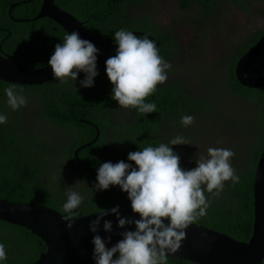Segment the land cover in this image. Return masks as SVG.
I'll return each mask as SVG.
<instances>
[{
  "label": "trees",
  "instance_id": "obj_1",
  "mask_svg": "<svg viewBox=\"0 0 264 264\" xmlns=\"http://www.w3.org/2000/svg\"><path fill=\"white\" fill-rule=\"evenodd\" d=\"M16 1L23 3V0ZM35 1L37 5L40 2ZM66 1L67 4L60 6L84 22L87 32L104 53H108L115 43L114 32L125 29L156 38L161 44L159 55L170 64L171 60L178 61L180 40H175L176 34L172 28L160 25L152 16L145 13L147 10L145 7L152 5L150 1L156 3V0ZM220 1L222 0H181L186 10L193 9V3L203 7L201 19L194 23L200 27L204 22L206 26L214 23L211 15L215 14L218 6L224 3L235 4L247 11L253 0H248L250 4H247L246 0H223L219 3ZM25 6L27 8L25 17L31 20L14 23L9 17V4L5 5L4 0L0 2V44L5 36H8L3 42L5 53L12 54L22 66L36 70L48 65L55 45L62 44L65 35L70 33L51 22L49 18L36 20L37 7H30L28 4ZM260 13L264 16L263 10ZM14 14L16 17L20 16L16 12ZM5 28L10 30L4 32ZM263 35L264 29H261L247 41L233 44L225 58L217 63L224 64L227 71L225 72L228 75L227 97L229 95L230 101L233 97L236 98L235 103L227 110L236 116L239 126L230 130L238 131L239 136L244 139L242 143L232 144L241 152V157L230 161L239 176V181L236 183L226 181L223 191L216 198L208 192L205 193L206 198L210 200V206L207 214L196 221L236 240L246 242L254 233V183L264 149V89H252L239 83L235 75V66L254 48ZM137 36L144 37L140 34ZM230 53L234 55L228 60L226 57ZM263 64L264 56L250 69L248 76H263L264 70L261 69ZM179 66V69L176 68L169 73L184 71L182 59ZM97 71L98 75L94 77L92 87L80 85V81L85 78L83 72L78 74L74 82L70 81L68 84H61L57 79L39 86L15 84L17 90L23 89L24 96L37 98L38 105H34L32 113H38V118H34V121L48 125L53 138L64 142L60 156H56L53 144L37 133L32 123H27L19 109L13 111L10 108L4 89L12 83L0 80V114H7V123L0 124V198L12 202L44 204L67 215L63 211V204L67 200L66 193L71 189L80 192L85 198L76 210L78 218L117 205L119 209L131 208L127 193L118 185L110 186L107 190H96L94 185L98 183L97 172L87 171L77 164L74 152L95 142L98 127L100 131L98 142L79 153L82 164L96 169L108 161L116 163L124 160L133 163L128 161L129 152L139 151L148 146L158 147L160 143H168L177 135L183 137L199 128L196 123L194 129L192 126L186 129L180 123L183 115H191L197 110L199 118L207 113L209 105L206 97L193 85V81L180 75L183 80L170 81L163 87L157 85L158 91L146 98V102H154L157 105L156 112L141 115L132 109L133 124L117 123L115 126L111 107L119 103L112 98L113 84L106 74L105 61L98 58ZM235 106H242L243 111H239ZM170 113L175 122L170 120L169 122L177 126L179 132L168 133L165 139H161L153 132L160 131L161 121ZM88 122L94 125H89ZM229 124L231 126L234 123L229 121ZM221 128L230 131V127L225 123ZM186 145L171 147L179 155L181 167L191 170L192 165H188L189 161L185 160V150L189 147ZM0 243L5 245L7 253V260L0 264H32L47 249L46 244L31 231L4 220H0ZM118 255L115 254L114 258ZM167 264L194 263L167 258Z\"/></svg>",
  "mask_w": 264,
  "mask_h": 264
},
{
  "label": "clouds",
  "instance_id": "obj_2",
  "mask_svg": "<svg viewBox=\"0 0 264 264\" xmlns=\"http://www.w3.org/2000/svg\"><path fill=\"white\" fill-rule=\"evenodd\" d=\"M114 41L118 45L116 54L105 61L106 74L113 84L112 98L118 101L120 107L135 109L141 115L156 112L157 105L146 102V98L158 91L157 85L167 81L168 70L172 67L170 62L159 55L156 42L148 35L140 38L131 31L120 29L114 32ZM98 51L92 42L81 39L78 31L74 30L65 35L62 44L55 45L48 64L54 78L61 84L74 82L83 72L85 78L80 85L92 87L94 77L98 75ZM73 87L77 92L74 83ZM4 91L7 104L13 111L27 105L28 98L22 94V88L17 90V86L12 84ZM194 122L192 115H183L180 120L184 127H190ZM5 123L7 114H0V124ZM180 144L192 143L177 135L158 147L148 146L129 152L128 161L135 162V166L124 160L116 163L108 161L99 166L98 183L94 188L107 190L118 185L127 193L132 211L140 218L121 217L119 205L97 212L96 218L89 222L93 233L98 232L101 219L110 212L116 214L118 227L134 224L135 230L121 232L122 239L110 248L107 244L111 235L107 238L94 235L95 264H167L168 254L177 252L186 239L185 230L207 214L210 200L206 198L205 191L219 196L226 181H239L230 162L235 156L233 150L209 147L207 158L197 159L195 168L185 170L180 165L179 155L171 147ZM66 196L63 211L67 215L62 218L69 222L67 227L72 228L78 219L76 210L85 198L71 189ZM103 228L111 233L112 222L105 220ZM117 253L119 255L114 258ZM6 260L5 245L0 243V262Z\"/></svg>",
  "mask_w": 264,
  "mask_h": 264
},
{
  "label": "water",
  "instance_id": "obj_3",
  "mask_svg": "<svg viewBox=\"0 0 264 264\" xmlns=\"http://www.w3.org/2000/svg\"><path fill=\"white\" fill-rule=\"evenodd\" d=\"M14 7V6H13ZM48 17L63 27L68 33L78 31L81 39L92 42L99 50L97 58L106 61L116 54L118 45L114 43L108 53H104L100 45L89 35L84 23L75 15L58 8L55 0H44L42 8L35 18ZM134 33V32H133ZM145 35L143 33H134ZM160 51V42L152 37ZM264 56V35L254 48L247 53L235 66V75L239 83L252 89H264V76L250 77L248 72ZM0 80L22 86H39L55 80L51 66L32 70L22 66L18 60L8 53L0 52ZM100 131L97 128L95 142L98 141ZM78 151H81L79 149ZM78 157V152L74 153ZM81 164V163H79ZM135 166V162L132 163ZM87 171H98L83 166ZM255 223L254 233L249 241H239L219 231L194 222L186 231V239L181 248L175 253H169L168 258L188 261L194 264H263L264 263V149L256 170L254 183ZM98 211L82 216L75 220L72 228H68V221L63 220L66 215L52 207L35 202H12L0 198V220L19 225L38 236L45 244L46 251L32 264H95L93 259V236L99 234L103 238L111 235L107 244L110 248L122 239L121 232L135 230V225L118 227L115 213H109L101 219L98 232L89 229V222L96 218ZM121 217L139 219V214L131 208L119 209ZM105 220L112 222V232L104 231ZM167 223V221H165Z\"/></svg>",
  "mask_w": 264,
  "mask_h": 264
},
{
  "label": "rangeland",
  "instance_id": "obj_4",
  "mask_svg": "<svg viewBox=\"0 0 264 264\" xmlns=\"http://www.w3.org/2000/svg\"><path fill=\"white\" fill-rule=\"evenodd\" d=\"M156 1V3L150 1L152 5L145 7L147 8L145 13L152 16L160 25L172 28L187 50V59L183 63L184 71H176L171 77L182 75L193 81V85L203 93L209 105L207 113L199 118L197 110L191 113L195 117V122L191 126L194 129L197 123L199 128L183 136L192 143L187 144L189 147L185 150V160L189 161L188 165L195 168L197 159L207 158L209 147L233 150L235 156L231 160L241 157V152L232 144L242 143L244 139L239 136L238 131H231L237 129L239 124L236 116L227 110L235 103L236 98L233 97L230 101L229 95L227 97L229 91L228 75L225 73L227 71L224 64L217 63L225 58L230 46L247 41L256 32L264 29V16L260 13L261 10L264 11V0H253L247 11L235 4L224 3L217 7L215 14L211 15L214 23L206 26L204 22L202 27L198 24L194 25L201 19L202 6L193 3V9L186 10L181 0ZM246 3L250 4L248 0ZM233 55L234 53H230L226 58L230 60ZM171 66V68H180L175 61L171 62ZM27 98V105L19 109L21 115L27 123L34 125L37 133L53 144L56 156H60L64 142L53 138L48 125L34 121V118H38V113H32V110L35 108L34 105H38V100L35 97ZM235 107L243 111L242 106ZM229 121L234 124L230 126ZM224 123L230 127V131L221 128ZM191 126L186 129H190Z\"/></svg>",
  "mask_w": 264,
  "mask_h": 264
},
{
  "label": "flooded vegetation",
  "instance_id": "obj_5",
  "mask_svg": "<svg viewBox=\"0 0 264 264\" xmlns=\"http://www.w3.org/2000/svg\"><path fill=\"white\" fill-rule=\"evenodd\" d=\"M2 0H0V2H1ZM5 1V5H8L9 4V10H8V12H9V17H10V19L12 20V22H14V23H23V22H25V20H31V18H27V17H25V16H27L26 15V9L27 8H25L26 6V4H28L30 7H37V9H38V14H39V12H40V10H41V8H42V5H43V2H44V0H40V2H39V4L37 5L36 4V1L35 0H23V3L22 2H17L16 0H14V1H11V0H4ZM68 2L66 1V0H55V4H56V6L58 7V8H60V9H62V10H64V11H68L67 9H65L64 7H62V6H60V4H67ZM13 5H15L14 7H12ZM25 6V7H24ZM4 10H5V8H3ZM17 9H19V10H17ZM14 12H16L17 14H20V16L19 17H16V15L14 14ZM37 14V15H38ZM51 22H54V21H52L51 20ZM56 25H58L56 22H54ZM84 23V22H83ZM84 26H85V24H84ZM63 28V27H62ZM54 29H56L55 27H54ZM4 30V32H7L8 30H10V29H3ZM8 38V36H5V38L3 39V41H2V43L0 44V49L2 50V52H4L5 53V51H4V46H3V42L6 40ZM174 38H175V40H179V38L177 39L175 36H174ZM186 52H187V50H186V46H185V44L183 43V41L182 40H180V49L178 50V54L180 55V57L178 58V61H177V64L179 65V63H180V60L182 59V61H183V63L185 62V60H186V56H187V54H186ZM183 53V55H181ZM173 60H171V62H172ZM174 69H176V68H171L170 70H168V71H175ZM261 69L262 70H264V64H263V67H261ZM183 80V79H181L180 77H175V76H172L171 77V74L168 72V79H167V81L164 83V84H162V85H159L160 87H163V86H165L166 85V83H168V82H170V81H178V80ZM185 81V80H184ZM133 112V110L131 109V108H129V109H125V108H123V107H120L119 106V104L118 105H116V106H112L111 107V114H112V116H113V120H114V122H115V126L117 125V123H119V124H124V123H126V124H133V122H132V113ZM167 120V121H166ZM169 120H170V122H175V119L172 117V115H171V113H170V115L168 116V117H166L165 119H163L162 121H161V126H162V128L160 129V131L159 132H153V133H156L157 135H155V136H159V138H161V139H165L166 138V134H168V133H178L179 132V129L177 128V126H175V125H172L170 122H169ZM89 123V125H94L92 122H88ZM126 126H128V125H126ZM98 128V127H97ZM163 130V131H162ZM112 133H114V130H112ZM98 142V141H97ZM96 142V143H97ZM92 144H93V142H92ZM109 144H111V142H109ZM89 145H91V143L90 144H87L86 146H89ZM86 146H82L81 148H79V149H81V151H82V149H85L84 147H86ZM79 149H77L74 153H76V152H78V157L76 158L75 157V154H73V156H74V159H75V162L77 163V164H79V163H81V164H79L80 166H85L84 164H82V162L80 161V159H79V153L81 152V151H78ZM86 167V166H85ZM84 168V167H83ZM86 168H89V167H86ZM91 169V168H90Z\"/></svg>",
  "mask_w": 264,
  "mask_h": 264
}]
</instances>
